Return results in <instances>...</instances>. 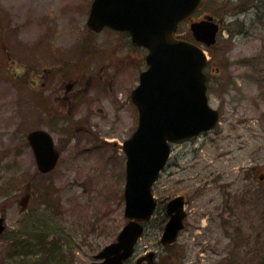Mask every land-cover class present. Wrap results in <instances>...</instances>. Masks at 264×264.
Segmentation results:
<instances>
[{"label": "rangeland", "instance_id": "obj_1", "mask_svg": "<svg viewBox=\"0 0 264 264\" xmlns=\"http://www.w3.org/2000/svg\"><path fill=\"white\" fill-rule=\"evenodd\" d=\"M91 3L0 0V264H90L127 222L122 144L137 127L128 97L147 52L127 34L89 30ZM206 16L220 25L216 46L202 47L219 124L172 144L153 186L156 209L126 264L150 253L159 264H264V0H203L192 19ZM190 23L179 25L180 38H192ZM59 66L80 82L92 78L89 96L64 112L49 95L52 111L42 115L41 91L56 85L45 75ZM40 128L61 151L48 175L27 147ZM179 195L185 228L163 247L165 204Z\"/></svg>", "mask_w": 264, "mask_h": 264}, {"label": "water", "instance_id": "obj_2", "mask_svg": "<svg viewBox=\"0 0 264 264\" xmlns=\"http://www.w3.org/2000/svg\"><path fill=\"white\" fill-rule=\"evenodd\" d=\"M201 0H93L86 22L95 33L104 28L128 32L135 47L148 50L147 69L141 72L131 102L138 111V125L123 143L126 156L124 219L127 223L116 241L105 246L91 264H124L133 254L151 219L156 201L152 187L170 156L171 144L189 140L214 128L219 112L208 102L205 52L198 45L176 37L180 22L189 18ZM190 32L196 43L215 45L219 22L212 16L192 21ZM37 169L50 173L60 153L51 134L37 129L27 135ZM28 196L21 203L27 207ZM184 197L166 204L168 221L160 243L176 242L187 216ZM0 218V235L4 231ZM149 258L153 254L148 255ZM138 260L137 264H140Z\"/></svg>", "mask_w": 264, "mask_h": 264}, {"label": "flooded vegetation", "instance_id": "obj_3", "mask_svg": "<svg viewBox=\"0 0 264 264\" xmlns=\"http://www.w3.org/2000/svg\"><path fill=\"white\" fill-rule=\"evenodd\" d=\"M201 8L202 6L198 10V12L201 10ZM42 74H46L44 69L41 70V72L38 75L39 80L42 77ZM45 77L47 79L54 78L56 85L51 88L49 87L48 90L43 89L44 91H41L42 95L40 98V113L42 115L43 114L46 115L47 113H50L52 111V108H50L51 107L50 103L48 106V102L46 101L47 99L51 100L50 98H48L49 95H53L52 97L54 98V100L58 101L59 109L64 110V112H67L66 110H69L68 112H70L74 109H77L76 107L80 106L82 100L86 99L89 96V90L91 89L92 78L88 79L86 83L80 82V78L77 79L72 78L71 76L68 75V72L64 70L63 67L60 66L53 67L50 71L48 70V73L45 75ZM101 78L100 80L98 78L97 89H100V91H104L103 81ZM128 99L130 104L133 106L130 100V96L128 97ZM26 141H27V147L30 148L29 142L27 140V136H26ZM59 152L61 156V151L59 150ZM26 196H28V200H29L30 194L28 193ZM155 259H156L155 255H153L152 258L146 257L140 262V264H159Z\"/></svg>", "mask_w": 264, "mask_h": 264}, {"label": "trees", "instance_id": "obj_4", "mask_svg": "<svg viewBox=\"0 0 264 264\" xmlns=\"http://www.w3.org/2000/svg\"><path fill=\"white\" fill-rule=\"evenodd\" d=\"M207 51L210 53V49H207ZM210 61H211V59H210ZM219 65H220V61H217V63H216V70H220V66ZM261 65H262V67H264L263 66L264 65V61L261 63ZM259 74H260V77H261L260 83H264V69L262 70V68H261V71H260Z\"/></svg>", "mask_w": 264, "mask_h": 264}]
</instances>
